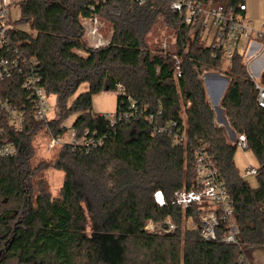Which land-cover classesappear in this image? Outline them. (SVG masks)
I'll list each match as a JSON object with an SVG mask.
<instances>
[{"label": "trees", "instance_id": "trees-1", "mask_svg": "<svg viewBox=\"0 0 264 264\" xmlns=\"http://www.w3.org/2000/svg\"><path fill=\"white\" fill-rule=\"evenodd\" d=\"M171 1L20 2L19 22L35 35L15 30L12 36L24 54L39 62L43 85L56 98L57 110L47 123L29 119L15 136L19 154L0 159V264H241L244 251L264 247V108L258 105V92L242 55L236 54L225 68L221 53L189 41L190 26L170 9ZM244 3L228 0V9L238 12ZM92 16L113 26L109 45L88 46L83 18ZM159 23L173 34L166 50L152 48L147 41ZM174 57L181 62L179 77ZM262 69L258 74L264 84ZM206 72L229 79L220 106L257 158V187L236 166L238 146L214 123ZM14 82L8 95L19 87ZM83 84L89 85L88 91L70 103ZM118 85L125 96L118 95L116 111L129 108L128 97L136 101L138 111L129 122L112 126L92 113L93 96L106 87L116 92ZM216 112L217 123L227 128ZM74 113L80 114L74 122L79 134L86 129L97 132L104 145L85 153L64 144L57 147L55 160L34 164L35 138L47 128L63 134L61 124ZM170 121L180 127L186 123L185 144H175L171 135L157 131ZM200 141L210 145L234 199L239 245L221 242V231L217 241L204 240L202 211L173 204L175 194L190 189L196 180L193 151ZM49 170L65 175L57 197L49 191ZM157 191L166 195L164 206L154 199ZM166 216L178 225L174 234L145 230L148 221L161 223ZM190 221L197 226H188Z\"/></svg>", "mask_w": 264, "mask_h": 264}, {"label": "built area", "instance_id": "built-area-1", "mask_svg": "<svg viewBox=\"0 0 264 264\" xmlns=\"http://www.w3.org/2000/svg\"><path fill=\"white\" fill-rule=\"evenodd\" d=\"M21 1L0 0V159L15 158L19 154L15 136L25 130L29 119L47 123L55 117L57 110L56 103L53 102L54 96L50 95L43 85V78L38 70L39 62L34 57L24 54L15 44L12 36V31L15 30H22L29 34L28 31L18 27L15 21H11V10L15 6L19 7ZM96 1L105 2V0ZM127 1L138 5H144L147 2V0ZM239 8L240 11L232 12L228 9V2L216 3L215 0H172L170 4V9L190 26L189 41H200L204 47L221 53L224 61L230 62L236 54L243 56L247 75L258 92V105L264 108V84L261 76L251 70L255 62L264 56V24L258 28L250 20L246 3L241 4ZM83 23L90 48L96 49L109 45L111 36L105 38L101 34L103 25L98 16L83 18ZM163 49L166 50L165 46ZM172 63L176 69V76L179 77L181 62L174 57ZM208 73L210 72L205 74ZM12 81L17 82L19 87L8 95V90L13 88L10 86ZM15 82L13 85L16 84ZM116 93L119 96H125L121 85L117 86ZM128 99L127 110L98 115L112 126L129 122L136 115L138 107L136 101L130 97ZM149 120L153 121V116L149 117ZM60 127L66 129L63 134L54 135L48 128L46 133H42L47 137L50 150L69 144L75 150L90 153L105 143L102 136L90 129L84 130L80 135L74 123L67 125L64 122ZM157 131L171 135L175 144H185L188 140L186 123L180 127L177 122L170 121ZM232 143L241 145L244 149L248 147L245 135L238 134ZM193 153L196 180L190 189L175 194L173 204L183 209L196 207L202 211L200 225L201 237L204 240L217 241L218 231H221V242L239 245L240 230L235 218L234 199L221 177L220 168L210 153V145L200 141ZM258 173V168L251 167L243 177L256 176ZM154 199L160 206H164L167 200L163 191H157ZM188 226L195 227L197 223L190 221ZM145 230L155 235H171L178 230V225L170 216H166L161 223L148 221ZM257 248L249 250L253 251ZM247 251L241 254V264H264V257L256 258L252 262Z\"/></svg>", "mask_w": 264, "mask_h": 264}, {"label": "rangeland", "instance_id": "rangeland-1", "mask_svg": "<svg viewBox=\"0 0 264 264\" xmlns=\"http://www.w3.org/2000/svg\"><path fill=\"white\" fill-rule=\"evenodd\" d=\"M224 1L228 2V0H224ZM247 1L250 4V10L248 15L253 16L255 21L254 23L258 28H261L262 25L264 24V0H247ZM20 17H21V8L20 6L19 7L15 6V8L11 10V21L13 22L15 21L18 27H21L22 29L28 31L30 35H35V32L31 29V27L28 24L26 25H23L22 23L20 24L19 22ZM100 21L103 25L101 29V34L105 38H109L114 30L113 26L104 19ZM86 39L88 40L87 37ZM147 41L152 48H157V49L164 48V46L166 49H169L174 42L173 34L162 23H159L155 27V29L148 35ZM228 65H229V61L225 60L224 61L225 68ZM251 70L253 72L255 71L254 66H252ZM205 75L206 76L205 78L203 77V79L205 82L206 89L207 86L210 88V98L213 100V101L211 100V103H214V105L217 104L221 108L220 103L218 102V98L221 95V91H225L226 81L223 82L222 84V90L220 92L219 91L217 92L210 87V84L207 81L208 75L207 74ZM88 89H89L88 84H83L79 88L78 92L72 97L70 103L81 93L88 91ZM53 102L56 103L55 97L53 98ZM117 105H118V94L115 91H104L102 93L93 96L92 113L93 114L112 113L116 111ZM217 110H218L217 108L213 110L214 114ZM79 115H80L79 113L72 114L68 118V120L65 121V124L72 125L77 120ZM214 123H215V119H214ZM223 131H225L226 137H228L229 135L228 131L226 129H224ZM227 139L228 141L230 140L229 137ZM34 145L36 150L35 157L32 160L34 164H38L41 161H52L58 157L60 149L57 148L54 150H50L47 145V137L44 134H39L37 138H35ZM235 163L241 175H245L247 170H249L251 167H255V168L259 167V163L257 161L254 152L249 149H244L241 145L238 146L235 155ZM244 178L250 183L252 187H257L258 183L255 175L246 176ZM46 180L48 182L49 191L51 195L53 197L59 196L65 180L64 173L58 170H49L46 172ZM160 236H164V235H160ZM247 253L250 260L254 262L256 258L264 257V248L259 247L253 251L248 250Z\"/></svg>", "mask_w": 264, "mask_h": 264}, {"label": "crops", "instance_id": "crops-1", "mask_svg": "<svg viewBox=\"0 0 264 264\" xmlns=\"http://www.w3.org/2000/svg\"><path fill=\"white\" fill-rule=\"evenodd\" d=\"M245 3L248 5V11H247V15H248V13H249V10H250V4L248 3V1L247 0H245ZM248 17L250 18V20H252L253 22H255L254 21V17L253 16H249L248 15ZM264 67V56L263 57H261L258 61H256L255 62V64H254V69H255V71L257 72V73H260L261 72V69ZM263 70V69H262ZM208 75V79H207V81H208V83L210 84V87L214 90V91H221L222 90V84H223V82H225L226 81V88H227V85H228V82H229V79H228V77H226L225 75H222V74H217V73H214V72H210V73H208L207 74ZM88 87H89V85H88ZM226 88H225V90H226ZM220 89V90H219ZM212 90V91H213ZM224 92L225 91H221V95H220V97L218 98V102L220 103V100H221V98H222V96L224 95ZM207 94H208V101H209V103L211 104V106H212V108H213V110L215 109V108H217L218 109V111H220V113H221V116H222V118H224L225 120H226V124H227V128H225V127H222V126H220L218 123H217V113L215 112V125L216 126H218L219 128H223V130L224 129H226L227 131H228V137L230 138V142L232 143V141H233V139L238 135V133L231 127V125H230V122H229V120H228V118H227V116H226V112L222 109V108H220L217 104H215L214 105V103H211V98H210V88L207 86ZM213 101V100H212ZM99 113H97V114H94V115H98ZM225 132V131H224ZM227 137V138H228Z\"/></svg>", "mask_w": 264, "mask_h": 264}, {"label": "water", "instance_id": "water-1", "mask_svg": "<svg viewBox=\"0 0 264 264\" xmlns=\"http://www.w3.org/2000/svg\"><path fill=\"white\" fill-rule=\"evenodd\" d=\"M106 91H109V87H106Z\"/></svg>", "mask_w": 264, "mask_h": 264}]
</instances>
